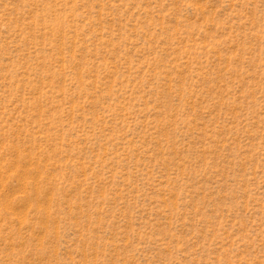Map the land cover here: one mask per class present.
Listing matches in <instances>:
<instances>
[{
    "label": "rangeland",
    "instance_id": "obj_1",
    "mask_svg": "<svg viewBox=\"0 0 264 264\" xmlns=\"http://www.w3.org/2000/svg\"><path fill=\"white\" fill-rule=\"evenodd\" d=\"M0 264H264V0H0Z\"/></svg>",
    "mask_w": 264,
    "mask_h": 264
}]
</instances>
